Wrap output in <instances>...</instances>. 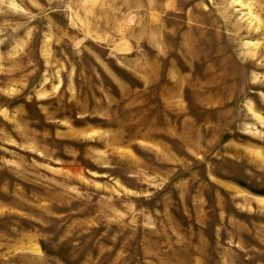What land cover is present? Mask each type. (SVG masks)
Listing matches in <instances>:
<instances>
[{
	"label": "rangeland",
	"instance_id": "obj_1",
	"mask_svg": "<svg viewBox=\"0 0 264 264\" xmlns=\"http://www.w3.org/2000/svg\"><path fill=\"white\" fill-rule=\"evenodd\" d=\"M0 264H264V0H0Z\"/></svg>",
	"mask_w": 264,
	"mask_h": 264
}]
</instances>
